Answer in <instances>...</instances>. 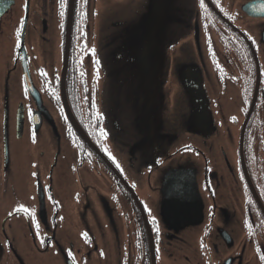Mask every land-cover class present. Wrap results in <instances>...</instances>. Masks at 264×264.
<instances>
[{"label": "flooded vegetation", "instance_id": "obj_1", "mask_svg": "<svg viewBox=\"0 0 264 264\" xmlns=\"http://www.w3.org/2000/svg\"><path fill=\"white\" fill-rule=\"evenodd\" d=\"M70 1L0 17V264H264V0Z\"/></svg>", "mask_w": 264, "mask_h": 264}, {"label": "rangeland", "instance_id": "obj_2", "mask_svg": "<svg viewBox=\"0 0 264 264\" xmlns=\"http://www.w3.org/2000/svg\"><path fill=\"white\" fill-rule=\"evenodd\" d=\"M4 18H7V19L3 21V24L1 26L2 29H18L19 25H20V20H21V12H20L19 5L16 6L15 8H13L12 11L7 16H5ZM2 42H6V43L8 42L6 36L2 37ZM140 194L144 198V200H146V201H150L151 200V196H150V193H149L148 190L147 191L141 190ZM7 206H8L7 205V200L5 198L0 199V213L4 212V210L7 208ZM21 249L23 251L26 249L25 244H24V247H22ZM168 263L169 264H174L171 261V256L169 255V253L166 252V251L159 252L158 264H168ZM60 264H64L62 259L60 260Z\"/></svg>", "mask_w": 264, "mask_h": 264}, {"label": "water", "instance_id": "obj_3", "mask_svg": "<svg viewBox=\"0 0 264 264\" xmlns=\"http://www.w3.org/2000/svg\"><path fill=\"white\" fill-rule=\"evenodd\" d=\"M74 1L75 0H71L70 1V6H69V15H68V37H70V33H71V28H72V23H73V12H74ZM15 3V0H0V17L5 13L7 12L11 7L12 5ZM27 16H28V10H26V14H25V19H24V23H23V30H22V37H24V34H25V30H26V25H27ZM23 42V41H22ZM72 115V119L74 120L75 123H77V127L81 130V132L85 135V137L88 139V141H90L92 144V140L90 139V137L81 129L80 125L78 122H76L73 114L71 113ZM94 145V144H93ZM95 146V145H94ZM96 147V146H95ZM98 150L99 148L96 147ZM100 151V150H99ZM101 152V151H100ZM102 153V152H101ZM102 155H104L102 153ZM122 176V175H121ZM123 178V176H122ZM125 181V180H124ZM127 185L130 186V188L132 189V192L135 196V198L137 199V201L140 203V206H141V201H140V198L139 196L137 195V193L133 190V188L131 187V185L127 182V180L125 181ZM142 211L144 212L145 214V211L143 209V207L141 208ZM145 217H146V214H145ZM148 221V220H147ZM149 224V222H148ZM150 235H151V249H152V254H153V264H158L157 262V255H156V247H155V242H154V237L152 236V233L150 232Z\"/></svg>", "mask_w": 264, "mask_h": 264}, {"label": "snow or ice", "instance_id": "obj_4", "mask_svg": "<svg viewBox=\"0 0 264 264\" xmlns=\"http://www.w3.org/2000/svg\"><path fill=\"white\" fill-rule=\"evenodd\" d=\"M202 2H203V0H202ZM63 7H64V0H61V8H63ZM61 15H63V11L61 12ZM92 54L95 55V50L94 49L92 50ZM96 63H99V62L97 61ZM92 107H95L94 103L92 104ZM101 132H102V134H104L103 130H101ZM34 175H35V173H34ZM25 211H27V209H25Z\"/></svg>", "mask_w": 264, "mask_h": 264}]
</instances>
